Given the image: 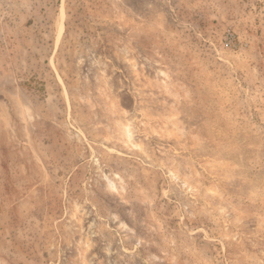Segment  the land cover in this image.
Listing matches in <instances>:
<instances>
[{
	"label": "rangeland",
	"instance_id": "obj_1",
	"mask_svg": "<svg viewBox=\"0 0 264 264\" xmlns=\"http://www.w3.org/2000/svg\"><path fill=\"white\" fill-rule=\"evenodd\" d=\"M0 264H264V0H0Z\"/></svg>",
	"mask_w": 264,
	"mask_h": 264
}]
</instances>
